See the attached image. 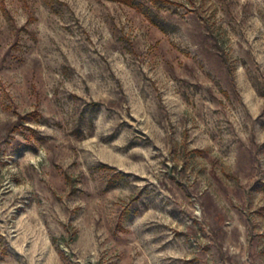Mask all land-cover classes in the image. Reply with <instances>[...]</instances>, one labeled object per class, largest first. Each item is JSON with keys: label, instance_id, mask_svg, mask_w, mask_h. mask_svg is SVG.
Listing matches in <instances>:
<instances>
[{"label": "rangeland", "instance_id": "374dc122", "mask_svg": "<svg viewBox=\"0 0 264 264\" xmlns=\"http://www.w3.org/2000/svg\"><path fill=\"white\" fill-rule=\"evenodd\" d=\"M0 264H264V0H0Z\"/></svg>", "mask_w": 264, "mask_h": 264}, {"label": "trees", "instance_id": "16d2710c", "mask_svg": "<svg viewBox=\"0 0 264 264\" xmlns=\"http://www.w3.org/2000/svg\"><path fill=\"white\" fill-rule=\"evenodd\" d=\"M117 1L123 2V3H130L131 2V0H117Z\"/></svg>", "mask_w": 264, "mask_h": 264}]
</instances>
